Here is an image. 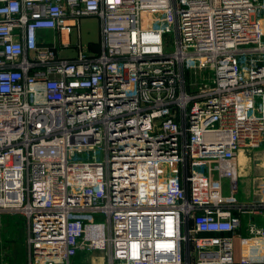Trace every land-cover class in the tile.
<instances>
[{
	"label": "built area",
	"instance_id": "1",
	"mask_svg": "<svg viewBox=\"0 0 264 264\" xmlns=\"http://www.w3.org/2000/svg\"><path fill=\"white\" fill-rule=\"evenodd\" d=\"M254 147L264 0H0V215L27 220L26 264H264Z\"/></svg>",
	"mask_w": 264,
	"mask_h": 264
},
{
	"label": "rangeland",
	"instance_id": "2",
	"mask_svg": "<svg viewBox=\"0 0 264 264\" xmlns=\"http://www.w3.org/2000/svg\"><path fill=\"white\" fill-rule=\"evenodd\" d=\"M100 25L95 18H85L81 22L80 34L82 42L90 48L91 52L100 50ZM48 41L53 44L52 34L46 33ZM77 34L75 30L71 35V47L63 49L64 56H74L77 48ZM61 47V46H60ZM62 48V47H61ZM197 82H209L207 76L200 75L195 77L191 74L190 78ZM264 152L261 147L248 148L240 152L241 182L239 192L245 200L264 201V194L261 191L260 183L264 181ZM254 221L264 225V215L255 216ZM28 228L27 220L20 214L0 215V264H26L28 259V248L26 244ZM99 254L92 253L80 255L75 264H91L93 258Z\"/></svg>",
	"mask_w": 264,
	"mask_h": 264
},
{
	"label": "bare ground",
	"instance_id": "3",
	"mask_svg": "<svg viewBox=\"0 0 264 264\" xmlns=\"http://www.w3.org/2000/svg\"><path fill=\"white\" fill-rule=\"evenodd\" d=\"M66 41H68L67 38H66Z\"/></svg>",
	"mask_w": 264,
	"mask_h": 264
}]
</instances>
